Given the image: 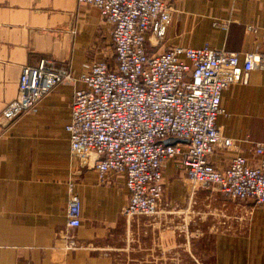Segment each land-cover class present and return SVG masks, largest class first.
<instances>
[{"label": "crops", "instance_id": "0c3cea01", "mask_svg": "<svg viewBox=\"0 0 264 264\" xmlns=\"http://www.w3.org/2000/svg\"><path fill=\"white\" fill-rule=\"evenodd\" d=\"M173 5L160 50L209 45L238 54L241 64L258 43L264 54V0ZM44 57L69 66L77 80L59 84L15 121L0 124V264H114L123 257L117 252H130L135 230L147 264H186L185 254L172 250L181 233L192 235L189 226L162 231L140 219L130 227L122 215L130 196L126 177L110 173L102 181L70 153L67 125L75 91L85 87L81 74L94 62L116 65L112 25L98 8L79 0H0V113L17 97L23 67ZM221 104L217 125L237 145L216 150L210 161L225 168L245 156L259 165L253 150L256 142L264 143V69L224 90ZM162 170L167 208L202 210L207 190L189 196L181 157L169 159ZM71 182L82 204L81 226L74 230L67 228ZM220 202L224 224L215 236L214 264H264V205L224 193ZM72 235L75 249L68 248Z\"/></svg>", "mask_w": 264, "mask_h": 264}, {"label": "built area", "instance_id": "2783aa9c", "mask_svg": "<svg viewBox=\"0 0 264 264\" xmlns=\"http://www.w3.org/2000/svg\"><path fill=\"white\" fill-rule=\"evenodd\" d=\"M79 2L98 8L102 19L112 25L116 65L94 62L81 74L85 87L75 91L67 125L70 153L96 169L102 181L110 173L126 177L130 196L122 215L128 225L169 207L162 169L177 156L186 169L184 182L191 197L203 187L264 205V143L254 144L257 166L245 156L234 157L225 168L210 161L216 150L237 145L217 125L224 113L222 93L233 84L248 82L251 71L264 69L260 43L245 54L242 64L238 54L209 45L162 51L174 0ZM76 80L69 66L57 65L51 58L24 66L18 95L0 113V124L9 125L59 84ZM168 138L187 142L168 145L164 142ZM81 211L80 196L71 182L68 230L81 226ZM137 233L130 236V252H117L123 257L114 264H147ZM72 237L68 248L75 249L78 245ZM177 239L179 245L172 252L184 253L186 264H214L215 247L210 262L203 253L195 255L192 235L181 233Z\"/></svg>", "mask_w": 264, "mask_h": 264}, {"label": "rangeland", "instance_id": "374dc122", "mask_svg": "<svg viewBox=\"0 0 264 264\" xmlns=\"http://www.w3.org/2000/svg\"><path fill=\"white\" fill-rule=\"evenodd\" d=\"M199 189L207 190L202 210H197L195 206H190L188 210H173L170 207L164 209L158 215L141 217V219H148L147 226L149 228H158L162 231L176 227L175 229L180 232V228H187L189 226L188 229L192 230L189 233L192 234L195 240V255L201 256V253H203L209 257L211 262L215 236L220 230L219 226H223L224 224L223 218L218 216L220 213L219 207L221 206L220 194L222 193L211 188L201 187Z\"/></svg>", "mask_w": 264, "mask_h": 264}, {"label": "water", "instance_id": "95a60500", "mask_svg": "<svg viewBox=\"0 0 264 264\" xmlns=\"http://www.w3.org/2000/svg\"><path fill=\"white\" fill-rule=\"evenodd\" d=\"M164 142L168 145H176L177 143H185L187 140L180 138H168Z\"/></svg>", "mask_w": 264, "mask_h": 264}]
</instances>
